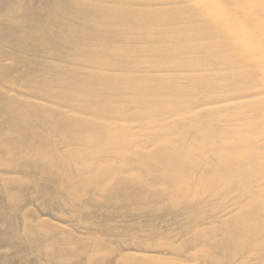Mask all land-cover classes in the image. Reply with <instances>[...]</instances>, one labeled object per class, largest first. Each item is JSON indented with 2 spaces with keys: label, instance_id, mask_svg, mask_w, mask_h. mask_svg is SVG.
Instances as JSON below:
<instances>
[{
  "label": "bare ground",
  "instance_id": "6f19581e",
  "mask_svg": "<svg viewBox=\"0 0 264 264\" xmlns=\"http://www.w3.org/2000/svg\"><path fill=\"white\" fill-rule=\"evenodd\" d=\"M0 264H264V0H0Z\"/></svg>",
  "mask_w": 264,
  "mask_h": 264
}]
</instances>
